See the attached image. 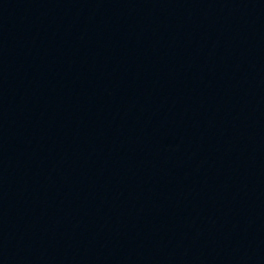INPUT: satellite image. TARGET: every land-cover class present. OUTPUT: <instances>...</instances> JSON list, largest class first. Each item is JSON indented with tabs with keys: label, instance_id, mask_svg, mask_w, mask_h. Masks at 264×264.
<instances>
[{
	"label": "water",
	"instance_id": "95a60500",
	"mask_svg": "<svg viewBox=\"0 0 264 264\" xmlns=\"http://www.w3.org/2000/svg\"><path fill=\"white\" fill-rule=\"evenodd\" d=\"M0 264H264V0H0Z\"/></svg>",
	"mask_w": 264,
	"mask_h": 264
}]
</instances>
